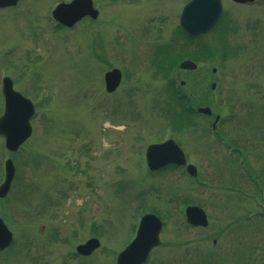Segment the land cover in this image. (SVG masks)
I'll use <instances>...</instances> for the list:
<instances>
[{
    "label": "rangeland",
    "instance_id": "374dc122",
    "mask_svg": "<svg viewBox=\"0 0 264 264\" xmlns=\"http://www.w3.org/2000/svg\"><path fill=\"white\" fill-rule=\"evenodd\" d=\"M58 1L19 0L0 10V72L32 100L38 114L31 137L15 152L5 151L0 137V182L4 161L11 158L15 166L11 191L0 201V217L13 236L11 246L0 251V264H116L146 213L163 223L159 245L146 264H264V204L253 197L255 182L236 167L226 139L222 146L203 132L223 106L216 109L218 99L210 98V83L223 78L219 45L210 33L202 36L212 53L200 63L201 72L174 67L162 79L149 65L152 49L170 43L178 31V15L187 0H93L97 17L83 18L71 29L51 27L50 9ZM222 1L225 21L242 35L258 26L254 19L264 20V0L246 5ZM258 24L264 32V23ZM259 30L252 42L257 52L253 62L238 46L231 50L237 59L225 63L233 71H226L221 82L230 88L237 113L231 119L235 126L219 129L227 139L246 144L252 166L262 170L259 184L264 186V47L257 45ZM119 35L124 36L120 41ZM111 67L122 69L123 81L106 92L102 75ZM173 81L180 95L188 94L184 108L193 112L190 121L197 124L186 132H176L170 124L173 114L166 105L175 101H168L175 98ZM200 96L208 102L200 103ZM1 103L0 92V110ZM199 105H210L211 115L196 114ZM167 137L187 145V160L198 170L205 167L204 179H191L181 168L149 172L145 149ZM187 205L205 210V227L187 225ZM90 237L98 239L99 247L78 255L75 246Z\"/></svg>",
    "mask_w": 264,
    "mask_h": 264
},
{
    "label": "water",
    "instance_id": "95a60500",
    "mask_svg": "<svg viewBox=\"0 0 264 264\" xmlns=\"http://www.w3.org/2000/svg\"><path fill=\"white\" fill-rule=\"evenodd\" d=\"M16 0H0V6L14 4ZM245 2L251 0H234ZM222 10L221 0H190L182 10L180 16L181 27L190 35L206 31L219 17ZM86 13L93 17L96 10L92 9L91 0H74L69 4H62L56 12V18L67 25H71ZM182 68H194L195 65L190 61H184L180 64ZM109 90L114 88L119 79L118 70H113L106 74ZM4 93L8 94L7 108L0 117V135L6 137V145L9 149H14L30 133L28 119L32 113L31 103L22 97L19 93L11 89L9 79H6L3 86ZM166 146L174 149L172 154L164 156L159 160V154L166 150ZM149 165L151 168L163 165L167 162L185 163L183 154L172 141H167L160 145L150 146ZM155 163V164H154ZM187 169L193 173L191 166ZM14 167L10 160L5 162V179L0 185V196H4L8 191L11 179L13 177ZM187 221L191 224L205 226L207 223L204 211L197 206H188L185 210ZM161 227L160 221L152 214H145L139 223L136 237L133 241L122 250L116 259L117 264H141L150 249L159 243L158 233ZM11 238V234L3 221L0 219V247L5 246ZM99 245L95 238L87 240L84 244L76 247L77 251L82 254H89Z\"/></svg>",
    "mask_w": 264,
    "mask_h": 264
},
{
    "label": "trees",
    "instance_id": "16d2710c",
    "mask_svg": "<svg viewBox=\"0 0 264 264\" xmlns=\"http://www.w3.org/2000/svg\"><path fill=\"white\" fill-rule=\"evenodd\" d=\"M187 41V49L186 51H190L189 52V56L196 60V61H205L206 58H208V56L210 55L211 51L209 50V48L206 46V45H201V46H198V48L196 49H192L190 50L191 48H188L190 45H192V38L188 37L186 39ZM263 188H261L262 190H264V186L262 185ZM264 201V198L262 199ZM261 211V210H260Z\"/></svg>",
    "mask_w": 264,
    "mask_h": 264
}]
</instances>
